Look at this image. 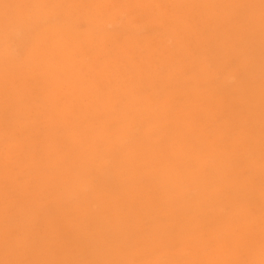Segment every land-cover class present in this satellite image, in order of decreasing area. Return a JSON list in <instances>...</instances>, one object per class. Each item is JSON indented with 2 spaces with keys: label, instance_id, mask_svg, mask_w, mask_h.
Instances as JSON below:
<instances>
[{
  "label": "rangeland",
  "instance_id": "obj_1",
  "mask_svg": "<svg viewBox=\"0 0 264 264\" xmlns=\"http://www.w3.org/2000/svg\"><path fill=\"white\" fill-rule=\"evenodd\" d=\"M0 264H264V0H0Z\"/></svg>",
  "mask_w": 264,
  "mask_h": 264
},
{
  "label": "bare ground",
  "instance_id": "obj_2",
  "mask_svg": "<svg viewBox=\"0 0 264 264\" xmlns=\"http://www.w3.org/2000/svg\"><path fill=\"white\" fill-rule=\"evenodd\" d=\"M224 201V200H223ZM229 201H230V198H229ZM245 201V200H244ZM245 202H247V201H245ZM227 203V202H226ZM241 205V204H240ZM244 207V206H243ZM245 208V207H244ZM233 212V211H232ZM232 214V213H231ZM230 220V219H229Z\"/></svg>",
  "mask_w": 264,
  "mask_h": 264
}]
</instances>
